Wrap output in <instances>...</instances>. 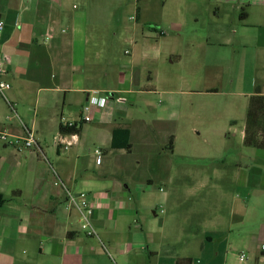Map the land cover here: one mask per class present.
I'll return each mask as SVG.
<instances>
[{
	"label": "crops",
	"instance_id": "1",
	"mask_svg": "<svg viewBox=\"0 0 264 264\" xmlns=\"http://www.w3.org/2000/svg\"><path fill=\"white\" fill-rule=\"evenodd\" d=\"M69 1L0 0V21L3 22L0 59L5 57L4 80L10 84L6 98L19 118H13L0 97V126L10 135L20 136L21 122L33 132L37 143L34 149L17 151L0 141V264H112V261L116 264H240L243 254L239 235L244 222L251 218V212L258 221L263 213L258 208H249L258 203L264 207V201L259 198L263 191L259 186H250L251 179L260 182L262 170L256 168L244 175L239 164L232 168L231 174L228 167L221 168L220 180L228 177L238 187L249 189L243 198L234 194L230 215L202 216L201 212L192 211L183 222L173 224L165 219L154 225L144 212L151 209L154 219L158 217L156 209L143 205V196L152 198L157 194L165 206L170 192L162 186L181 184L186 179L182 176L178 182L173 177L175 169L165 160V152L152 150L153 140L161 142L159 135L150 134L152 129L148 124L133 118L132 108L136 102H145L148 94L163 95L169 90L158 91L155 85H150L148 70L145 77V68H137L135 62L132 66V60L128 72H109L111 64L95 50V39L86 32L90 26L100 28L99 22L81 23L85 11L82 15L75 14L71 11L76 9L75 5L71 9L67 7ZM200 1L203 2L133 0L130 6L159 7L160 19H147L144 26L165 40L170 39L168 32L175 30L171 39L181 41L188 10L191 9L192 18L197 21L194 7ZM80 3L81 7L101 8L111 7L117 0H80ZM166 7H173L174 11L165 17ZM207 7L213 19H218L220 7H229L233 16L238 10L246 15L236 17V28L220 29L217 36L223 47L238 44L245 49L249 41L246 30L264 28V0H209ZM69 11L71 15L67 14ZM139 19L141 13L137 8L135 22ZM139 34L141 43L148 41L142 30ZM46 35H49L47 40ZM136 39L135 29H130L126 41L135 46ZM253 41L264 60V34L259 31ZM181 43L186 44L187 50L194 46L191 41ZM211 43L205 40L203 45ZM152 60L143 46L141 63L155 66ZM156 60L179 65L187 61L184 68L193 79L179 77L178 80L189 93L198 91L191 88L196 85L193 54L172 50ZM109 74L113 83L102 84ZM256 85L264 95V79L256 82L254 89ZM203 91L216 92L208 87ZM96 97L107 99L103 113L92 110L93 122L81 125L68 149L57 145L59 135L66 137V141L71 140L69 135L59 133L61 119L77 122L81 108ZM164 122L157 120L156 124L161 127ZM89 128L92 135L88 133ZM170 133V130L166 132L169 141L174 137ZM125 143L128 148H124ZM87 146L93 149L85 150ZM95 149L102 153L100 165L95 163ZM168 149L173 152L170 142ZM133 154L135 160L142 161L146 156L148 161L155 160L146 169L154 175L136 179L143 165L139 160L129 164L128 157ZM255 155L258 161H264V153ZM114 159L120 163L115 164ZM220 180L214 181L211 177L208 182L200 183V188L214 190L215 182ZM60 184L74 195H87L92 206L91 225L107 252L96 238L87 237L81 231L78 212L66 204ZM146 185L150 189H144ZM234 220L238 226L232 229L230 223ZM183 235L193 238L181 240L180 253L166 249L174 246L167 236ZM254 240L260 245L259 262L262 263L264 223L259 224Z\"/></svg>",
	"mask_w": 264,
	"mask_h": 264
},
{
	"label": "rangeland",
	"instance_id": "2",
	"mask_svg": "<svg viewBox=\"0 0 264 264\" xmlns=\"http://www.w3.org/2000/svg\"><path fill=\"white\" fill-rule=\"evenodd\" d=\"M132 1L117 0V3H112L111 7H101V9L99 7H81L80 0H70L67 7L71 9L75 5L76 9L71 11L79 15L85 11L81 17V23L99 22L100 28L90 26L86 28V32L87 36L95 39V50L106 58L107 63L111 64L110 66L108 63L109 72L114 74L117 70L128 72L132 60V66L135 62L137 68H145V77L149 72L152 80L150 85H155L158 91L169 90L163 95L158 93L146 95L145 102L134 104L132 114L133 118L141 120L151 127L150 134L159 135L161 142L153 140L150 146H154L153 151L158 149L165 152L166 162L172 169H175L173 177L178 182L182 181V176H185L186 180L181 184H170V186L167 184L162 186L155 180L163 190L170 192L168 203L165 206L161 204L157 194H153L152 198L145 195L141 201L142 204L155 208L158 217L152 218L151 209L145 210L144 213L152 219L154 225L160 224L165 219L173 224L183 222L192 211L201 212L202 216L210 213L220 214L221 217L230 215L234 194L243 198L249 189L238 187L228 177H222L220 180V175H223L221 168L228 167L229 174H231L232 168L238 164L244 175L256 168L262 170L260 182H257L256 179L254 182L251 179L250 186H259L257 188L263 191L259 198L263 202L264 161H258V156L255 154L257 152L264 153V150L244 146L242 131L248 99L253 94L254 84L264 79V60L260 57L259 49L253 41L255 34L259 31L264 34V28L246 30L249 41L246 43L245 49L238 44L223 47L219 43L220 36H217L220 29L236 28V17H240L241 12L238 10L233 16L229 7H220L218 19H213L209 14L210 7H207L209 0H203L194 7L198 16L197 21L192 18L191 9L188 10V17L181 33V41L185 43L191 41L194 46L187 50L186 44L181 43L180 39H171L176 34L175 30L168 32L170 39L165 40L157 32L149 31L144 26L147 19H160L161 10L159 7H132L130 6ZM137 8H139V14L141 13V19L135 22ZM173 11V7H166L165 17L167 14L171 15ZM67 14L71 15V12L69 11ZM130 29H135L137 33L135 46L126 41ZM141 30L145 36H148V41L145 43L140 41L139 32ZM98 31L101 34H98ZM205 40L212 42L209 44L210 46L203 45ZM143 46L148 50L155 66L141 63V48ZM172 50L182 53L189 52L194 55L196 70L193 72L196 85L191 88L198 91L189 93L188 89L183 87L178 80L179 77L193 79L192 75L184 68L187 61L179 65L177 63L170 64L169 60H156L166 56ZM101 83L112 84V76L109 74ZM144 83H146L145 80ZM206 87L213 88L216 92L206 94L203 91ZM180 90H184V93ZM157 120L165 121L164 124L168 126L163 124L160 127L161 124H156ZM168 130L174 136L172 139L173 152L168 149L169 140L166 135ZM90 131L92 128L88 130L89 135H92ZM88 148L89 150L93 149V146H87L85 150ZM144 153L145 156L147 153L146 151ZM128 158L129 164L141 161V159L135 160L134 154ZM133 160L135 161L133 162ZM114 163L120 162L114 159ZM141 163L143 168L141 172L137 173L136 179L153 174L146 169L152 167L149 165L154 164L155 160L148 161L146 156ZM211 177L214 181L220 180V183L215 182L217 187L214 190L208 189V187L200 188V183L208 182ZM144 189H150V187L146 185ZM139 193H142V190H139ZM249 208H258L263 213L258 221L256 216L253 217L254 212H251L249 216L251 218L244 222V227L239 235L241 237L240 250L244 256L243 262L240 264H264V262H259L261 258L260 245L254 240L255 235L259 232V224L264 223V207L262 203H258L254 208L251 206ZM230 224L232 229L238 226L235 220ZM166 238L174 245L166 246V249L180 253L181 240L193 237L183 235L167 236Z\"/></svg>",
	"mask_w": 264,
	"mask_h": 264
},
{
	"label": "built area",
	"instance_id": "3",
	"mask_svg": "<svg viewBox=\"0 0 264 264\" xmlns=\"http://www.w3.org/2000/svg\"><path fill=\"white\" fill-rule=\"evenodd\" d=\"M3 28V22L0 21V30ZM49 38V35H46L45 40ZM4 60L5 57L0 59V97L4 99L8 108L10 109L13 118L19 120L13 104L6 98V93L10 90V84L4 80V76L6 75V69L4 67ZM97 94V92H94ZM121 101V97L117 98ZM107 99L105 97H96L91 102L87 103L85 106L81 108L80 117L77 122L74 121H65L63 118L61 119V124L65 127L71 128L76 124H89L93 122V117L91 116L92 110L96 109L99 114H102L105 107H106ZM20 127L22 128V135L14 136L10 135L7 130L0 126V141L4 143V145L9 146L17 151L22 150H30L37 147V143L34 137L33 132L23 125L20 122ZM66 137L58 136L56 139L57 145L62 146L63 149H68L72 145V141L75 138V135H69L70 141H66ZM95 156V163L100 165L102 153L99 149H95L93 151ZM62 188L65 193V202L69 208H73L78 212L79 215V222H80V229L87 237H94L98 240L100 246L107 252L106 245L98 238L96 235L90 221V217L92 215V206L89 204L87 195L85 193H79L74 195L71 191L66 189L63 184ZM240 258L243 259L244 256L240 255ZM112 264H116L112 261Z\"/></svg>",
	"mask_w": 264,
	"mask_h": 264
},
{
	"label": "trees",
	"instance_id": "4",
	"mask_svg": "<svg viewBox=\"0 0 264 264\" xmlns=\"http://www.w3.org/2000/svg\"><path fill=\"white\" fill-rule=\"evenodd\" d=\"M245 16L243 12L240 14V18ZM254 90V94L248 99L243 128V144L246 147L264 150V95L261 94L259 86L256 85ZM81 125V123L76 124L71 128L61 125L59 133L61 135H76ZM125 142L127 143V141ZM169 142L172 145V139ZM126 143L123 145L124 148H128Z\"/></svg>",
	"mask_w": 264,
	"mask_h": 264
}]
</instances>
